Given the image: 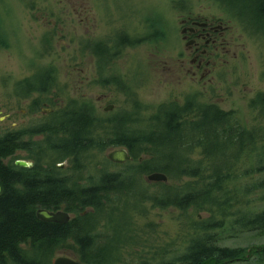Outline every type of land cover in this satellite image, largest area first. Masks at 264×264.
<instances>
[{
	"label": "trees",
	"instance_id": "trees-1",
	"mask_svg": "<svg viewBox=\"0 0 264 264\" xmlns=\"http://www.w3.org/2000/svg\"><path fill=\"white\" fill-rule=\"evenodd\" d=\"M241 1L249 5L251 25L233 17L241 20L248 30L254 25L251 31L264 38V0ZM33 5L26 3L31 10ZM111 43L110 47L95 44L92 48V54L99 60L100 73L104 72L100 65L111 64L121 56L122 50L136 44L126 36H118ZM3 44L0 39V48ZM55 80L54 70L43 69L19 87L24 97L35 92L49 94ZM115 80L112 75L103 86L117 84ZM51 98L45 101L35 98L30 108L39 111L42 104L52 105ZM262 101L264 94L251 107L261 109ZM137 125L140 128H135ZM33 129L26 134L28 142L22 141V132L0 138V264H50L55 253L65 249L73 250L75 259L82 264H118L122 249L137 242L128 238L111 244L104 234L108 218L124 207L130 212L133 225L135 216L143 215L145 204L153 209L173 208L185 214L188 229L181 249L171 251L168 246L151 248L146 254L137 251L142 252L135 254L138 264H229L247 262L251 257L254 259L250 264H264V247L220 246L228 223L231 229L227 238L264 235V213L246 211L236 193L251 192L250 187H244L246 184L236 188L240 175L245 177L248 173L261 176L253 189L264 188V150L255 154L257 136L241 127L232 113L198 103L191 97L183 103L161 105L157 110L134 103L130 111L101 118L90 105L72 100L51 116L45 128ZM245 133L246 142L242 140ZM38 134L44 139L31 140ZM217 143L221 149H215ZM114 148L125 149L131 161L117 166L103 157ZM234 148L238 153H233ZM16 150L27 152L26 159L33 163L31 168L16 167L13 159L5 164L4 160L12 158ZM219 151L222 159L216 154ZM245 152H248L246 158L252 154L256 159L250 171L241 167ZM65 160L69 169L60 170L57 165ZM113 167H121L122 171L115 172ZM84 171L88 174L86 178L81 177ZM151 173L164 174L168 180L150 184L158 192L149 195L150 187L142 189L137 184ZM38 209H63L76 219L65 225L43 223L36 217ZM190 210L204 211L208 218L200 221L188 213ZM95 226L103 232H97L99 227ZM21 244L31 246L34 250L31 253L43 258L20 257L24 254ZM132 249L138 248L132 246Z\"/></svg>",
	"mask_w": 264,
	"mask_h": 264
},
{
	"label": "rangeland",
	"instance_id": "rangeland-1",
	"mask_svg": "<svg viewBox=\"0 0 264 264\" xmlns=\"http://www.w3.org/2000/svg\"><path fill=\"white\" fill-rule=\"evenodd\" d=\"M217 1L0 0V39L4 42L0 48V131L7 130L14 121L21 125H24V120L27 123V117L20 115V112L31 111L30 106L35 98L45 101L55 96V99L51 98L52 105L43 108L44 110L52 109L56 112L73 100L80 105H90L98 117L108 118L132 110L134 103L157 110L159 106L169 102L183 103L193 97L198 103L215 105L223 112L232 113L241 127L255 133L258 141L255 154H261L264 150V101L260 102L261 109H253L251 105L259 95L264 94V38L251 31L255 29L254 25L253 29L248 30L240 22L243 20L250 24L253 19L248 4L241 0ZM26 3L34 4L33 9L26 6ZM189 11L220 18L231 27L234 36L238 37L240 57L235 62L230 54L224 73L218 79L220 87L213 94L174 80L159 65L156 60L158 58L152 56L158 54L160 58L169 59L179 53L182 43L177 17ZM118 36H126L129 41H135V47L122 50L121 56L111 64L100 65L104 71L100 73L99 60L91 53V48L95 44L110 47ZM138 40L139 43L136 42ZM95 49L99 48L95 46ZM43 69L55 72L56 80L51 93L35 92L24 97L19 84ZM112 75L118 83L103 86ZM17 88L20 90L17 91ZM108 106L113 109L105 113L104 109ZM11 112H14L15 118L3 122L5 115ZM46 112L43 114L31 111L32 117L35 116L32 124L48 120ZM33 140L39 142L42 137L38 136ZM242 140H248L246 133ZM216 145L215 149L222 148L218 143ZM110 151L113 149L107 150L103 157ZM233 153H238V149L234 148ZM216 154L220 159L223 158L222 151ZM247 154L248 152L243 154L245 158L241 160V167L250 171L255 166L256 159L252 154L246 158ZM15 156L26 160L28 154L17 152ZM192 157L196 159L197 155ZM59 165L69 169L67 162L62 161ZM112 170L121 172L122 168L113 167ZM87 175L84 171L81 177L86 178ZM240 176L236 181V188L241 189L246 184L244 187L252 189L248 194L236 192L241 197L242 208L251 214L264 213V188L253 189L255 181L261 176L253 173ZM74 177L77 179V176ZM137 186L142 189L150 187L147 190L149 195L158 192V189L145 181V176ZM188 213L200 221L208 218L204 211L194 213L190 210ZM130 218V212L121 207L119 212L108 218L107 233L104 232L111 244L127 241L128 238L137 242L122 249V258L118 264H138L135 254L142 252L137 251L146 254L151 248L158 250L168 246H171V251H175L185 245L183 237L188 224L184 223L185 214L176 209H153L150 204H145L143 215L137 214L133 225ZM104 223L105 221L101 222L100 226L103 227ZM230 226L228 223V231L225 230L221 235L225 237L220 243L221 247H264V235L248 234L227 238ZM97 227L99 226H95L96 229ZM97 232L103 230L99 227ZM132 246L138 249H132ZM31 249V246L26 250L23 248L24 254H31ZM32 251L34 252L33 249ZM59 257L76 258L73 250H59L50 264ZM245 257L248 258L247 255ZM253 259L251 257L247 262L236 261L229 264H250Z\"/></svg>",
	"mask_w": 264,
	"mask_h": 264
},
{
	"label": "flooded vegetation",
	"instance_id": "flooded-vegetation-1",
	"mask_svg": "<svg viewBox=\"0 0 264 264\" xmlns=\"http://www.w3.org/2000/svg\"><path fill=\"white\" fill-rule=\"evenodd\" d=\"M177 22L179 25L180 40L182 43L181 50L178 51L179 53L169 59H164V57L160 58L158 54H153L152 56L158 58L156 60L159 62V65L167 70L165 72L169 73L174 80L183 81L184 84H187L190 87L199 88L201 92H211L213 94L220 87V82L218 79L222 73H224V66H227V59L230 54L235 62L240 57L238 37L234 36L232 29L228 24L224 23L220 18H217L213 15L189 11L186 14L179 15L177 17ZM152 41L153 40H151V42ZM127 48H134V46H129L125 49ZM93 49L91 48V53H93ZM133 94L135 93L133 92ZM45 107H48V105L42 104V107L39 110L40 113L44 114L46 110L43 108ZM31 111L22 110L20 115L27 117L28 122L26 123V120H24V125H21L13 120L14 122L10 124L7 130L0 131V138L5 137L7 134L14 135L15 133L22 132V141L28 142L30 139L29 136L26 135L27 132H29L31 129L35 130L33 129L34 127L39 128L43 126V128H45L49 119L51 120V116L55 113L54 110H51L50 113L45 114L46 117H49L48 120L39 121V123L32 124V121L35 120V116L32 117ZM13 118H15L14 112H11L5 115L3 122L10 121ZM38 136L42 137V140L44 139L43 135L38 134L32 137L31 140ZM17 152L26 151L16 150L12 158L8 157L4 160L5 164L13 159L15 165V162L20 160L15 156ZM23 161L29 162L31 167L33 166L31 160L26 159ZM64 162L68 163V160H65ZM57 167L60 168V170H67L63 168V165L60 166L58 164ZM67 167H69V163ZM60 210L65 212L63 209ZM60 210H50L49 212L56 213ZM69 215L73 218V214ZM29 247L30 246L27 244L20 245L22 250L23 248L26 250V248ZM20 257L27 259L43 258L41 255L32 253L23 254ZM6 264H11V262H7Z\"/></svg>",
	"mask_w": 264,
	"mask_h": 264
},
{
	"label": "water",
	"instance_id": "water-1",
	"mask_svg": "<svg viewBox=\"0 0 264 264\" xmlns=\"http://www.w3.org/2000/svg\"><path fill=\"white\" fill-rule=\"evenodd\" d=\"M113 109L112 106H108L104 109L105 112H109ZM46 113H50L51 110H46ZM107 159L115 164H125L131 160L128 153L124 149H117L110 151L106 155ZM15 165L21 168H28L31 166L30 163L25 161H16ZM147 183H167V177L161 173H151L145 177ZM36 217L43 223H53V224H66L69 221V215L65 212H48L46 210H38L36 212ZM53 264H81L75 260L67 257H59L53 261Z\"/></svg>",
	"mask_w": 264,
	"mask_h": 264
},
{
	"label": "bare ground",
	"instance_id": "bare-ground-1",
	"mask_svg": "<svg viewBox=\"0 0 264 264\" xmlns=\"http://www.w3.org/2000/svg\"><path fill=\"white\" fill-rule=\"evenodd\" d=\"M149 175V174H148ZM147 176V175H146ZM0 193H1V188H0ZM116 206H119V205H116ZM38 210H45V209H38ZM37 210V211H38ZM36 211V212H37ZM46 211H48V210H46ZM49 212V211H48ZM59 212H63V211H59ZM67 215H69V214H71V213H68V212H65ZM74 219H76V216L75 215H73V218H72V216H70L69 215V221L66 223V224H69L72 220H74ZM48 224H53V223H48ZM57 225H65V224H57Z\"/></svg>",
	"mask_w": 264,
	"mask_h": 264
}]
</instances>
